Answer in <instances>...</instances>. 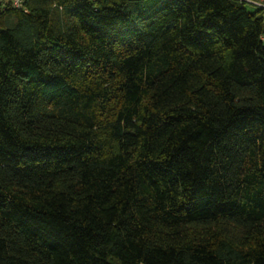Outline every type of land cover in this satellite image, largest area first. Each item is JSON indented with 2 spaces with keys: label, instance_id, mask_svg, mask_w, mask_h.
Segmentation results:
<instances>
[{
  "label": "trees",
  "instance_id": "16d2710c",
  "mask_svg": "<svg viewBox=\"0 0 264 264\" xmlns=\"http://www.w3.org/2000/svg\"><path fill=\"white\" fill-rule=\"evenodd\" d=\"M262 10L0 4V264H264Z\"/></svg>",
  "mask_w": 264,
  "mask_h": 264
},
{
  "label": "built area",
  "instance_id": "2783aa9c",
  "mask_svg": "<svg viewBox=\"0 0 264 264\" xmlns=\"http://www.w3.org/2000/svg\"><path fill=\"white\" fill-rule=\"evenodd\" d=\"M248 4L264 8V0H243ZM10 3L15 8H24V0H0V4Z\"/></svg>",
  "mask_w": 264,
  "mask_h": 264
},
{
  "label": "rangeland",
  "instance_id": "374dc122",
  "mask_svg": "<svg viewBox=\"0 0 264 264\" xmlns=\"http://www.w3.org/2000/svg\"><path fill=\"white\" fill-rule=\"evenodd\" d=\"M257 9V6H254V5H251V4H248V10L253 12ZM261 14L263 15L264 17V10L261 11Z\"/></svg>",
  "mask_w": 264,
  "mask_h": 264
}]
</instances>
